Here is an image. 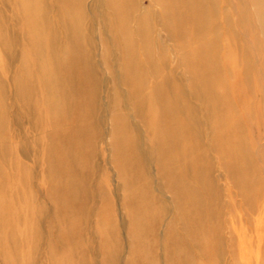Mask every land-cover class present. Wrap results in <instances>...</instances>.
I'll return each instance as SVG.
<instances>
[{
    "label": "bare ground",
    "instance_id": "1",
    "mask_svg": "<svg viewBox=\"0 0 264 264\" xmlns=\"http://www.w3.org/2000/svg\"><path fill=\"white\" fill-rule=\"evenodd\" d=\"M254 69V87L264 97V0H0L3 264H17L23 255L18 247L40 236L28 227L45 211L30 192L31 166L17 155L40 163L45 173L46 195L54 202L51 264H93L85 252L75 256L90 213L89 161L103 153L100 143L108 136L125 186L134 187L140 175L148 178L149 150L139 127L173 196L179 227L171 221L167 233L178 244L179 263L195 264L182 239L208 259L203 244L212 249L219 232L212 158L225 178L249 188L237 174L248 161L240 122ZM154 199L153 192L126 197L137 245ZM93 214L101 258L108 261L114 232L105 230L113 226L112 212L109 220L101 207Z\"/></svg>",
    "mask_w": 264,
    "mask_h": 264
},
{
    "label": "rangeland",
    "instance_id": "2",
    "mask_svg": "<svg viewBox=\"0 0 264 264\" xmlns=\"http://www.w3.org/2000/svg\"><path fill=\"white\" fill-rule=\"evenodd\" d=\"M262 70V74L259 71V83H262L264 90V69ZM255 72L256 70L254 69L252 73L248 74L249 76L247 75V83L249 84L248 97L250 102L246 104V115L245 117L242 116L240 122L242 139L248 148V161L242 171L237 174V178L246 181L245 185L249 188L242 189L236 181L229 180L227 177L225 178L223 169L219 166L220 162L216 156L212 158L215 167H217H214L215 171L213 176H215V180L212 185L214 190L216 189L218 191L217 199L213 202H215L214 206L218 210L216 221L219 232L215 234L216 237H214V247L212 249L211 243L207 242L203 244L205 249L210 250L208 259L206 256L201 255L198 249L191 246L189 240L182 239L187 254L191 256L195 264H264V97L261 95L262 92L254 87ZM8 102H11V99ZM132 115L135 116L134 120H139V116ZM18 118L21 123L22 121L24 123V117L21 119L18 115ZM11 123L13 124L12 119ZM105 130L106 132L109 131V124L107 123L105 124ZM33 133L34 131L29 129V135ZM139 133H142L141 139L143 144L142 142L141 144L143 149L145 148L146 151L149 150V153H147L148 156L144 161L148 171V178L140 175L138 178L140 181H137L134 187L128 188L125 186L119 169L112 161L111 149L108 146V136L100 143L104 148L103 153L95 154L89 161V165L94 167L92 168L93 172L88 173L89 180L87 181V188L90 191V199H86L85 202L86 209L89 208L90 213L85 217L83 223H81L85 226L83 237L85 238L83 243L84 248L83 244L80 248H77L75 256L85 252L87 257L93 259V264H127L128 262L132 264L183 263L176 254L178 253L176 248L178 244L174 245V240L167 233L168 224L175 220L173 196L165 187V183L159 174L157 164L150 151L147 133L143 127H139ZM30 151L33 153L36 152L32 148ZM17 156L19 159L22 158L24 162L30 164L32 170L30 192L33 195L34 202L38 203L39 210L42 207L45 209L43 213H40L38 224L28 227V230L36 231L40 236L21 245L22 249L18 247L23 255L19 257L17 264H51L49 261V248L52 246L53 240L51 235L54 234V227L51 220L54 202L46 195V185L42 179L45 177V173L42 172L40 163L39 165H35L36 163L34 164L33 161L26 159V157H22L21 155ZM147 180L152 184L151 190L145 187ZM130 191L133 195L135 193L136 195L144 193L150 195L153 192L155 197L151 217H148L145 222L147 226L144 228L142 241L144 245L142 243L137 245L130 234V217L127 212V204H125L127 195L131 194ZM81 196L83 195L81 194ZM110 206L111 208H109ZM100 207L105 214L104 217L106 220H109L111 210L114 221L111 228L113 230L109 229V227L105 230L109 233V236L110 232H114L108 242V247L111 249V252L113 251L109 259L111 262L109 260L107 261V259L103 261L101 258L102 250L99 243L102 240H100V237L98 239L95 237L96 232L93 224L96 223V217L94 214L92 215V210L97 212V209ZM31 212L36 215L37 209ZM62 214L64 213L61 212ZM174 222L178 228L179 224L177 221ZM53 242L56 241L53 240ZM53 244L56 252H59V250L60 252L62 251L61 244ZM87 263L90 264L89 262ZM0 264H3L1 254Z\"/></svg>",
    "mask_w": 264,
    "mask_h": 264
}]
</instances>
